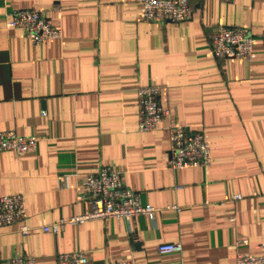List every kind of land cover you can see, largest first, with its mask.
Returning a JSON list of instances; mask_svg holds the SVG:
<instances>
[{
  "label": "crops",
  "instance_id": "0c3cea01",
  "mask_svg": "<svg viewBox=\"0 0 264 264\" xmlns=\"http://www.w3.org/2000/svg\"><path fill=\"white\" fill-rule=\"evenodd\" d=\"M138 1L0 0V132L38 140L27 154L0 151V196L22 195L32 228L23 236L18 223L0 226V264H56L75 251L87 264H235L264 254V0H189L180 23L143 21ZM19 9L39 11L61 38L36 45L7 29ZM222 26L250 31L251 60L212 54ZM146 86L160 88L169 116L142 132L137 89ZM173 122L204 135L208 166L169 167ZM103 167L154 217L44 231L90 209L77 200L81 182ZM165 243L182 251L158 253Z\"/></svg>",
  "mask_w": 264,
  "mask_h": 264
},
{
  "label": "built area",
  "instance_id": "2783aa9c",
  "mask_svg": "<svg viewBox=\"0 0 264 264\" xmlns=\"http://www.w3.org/2000/svg\"><path fill=\"white\" fill-rule=\"evenodd\" d=\"M234 2L236 0H225ZM142 19L145 22L180 23L190 17L189 0H139ZM7 29L20 28L25 36L36 45L47 40L60 39L61 30L34 9L13 10L6 21ZM264 45V33L262 35ZM212 54L222 59L251 60L252 35L245 27H218L211 37ZM160 88L146 86L137 89L138 130L154 131L160 122L168 118L169 110L159 104ZM169 135V167L172 169L206 167L210 163L209 145L201 132L185 128L173 122L167 127ZM35 136H18L13 131L0 132V151H12L16 154L32 152L37 144ZM85 189L77 200L86 202L90 209L67 221H59L43 228L44 231L57 233L65 223L77 224L95 219H125L136 215H145L152 219L157 211L150 205H143L139 194L129 189L120 173L109 167L100 168L96 174H90L81 182ZM239 199L240 195L234 196ZM172 209L179 211L177 206ZM26 210L22 195L0 196V226L18 223V231L27 236L32 228L25 223ZM181 243H165L157 247L158 253L181 252ZM88 259L81 251L60 253L56 264H87ZM5 264H35L30 256H15ZM113 264H133L131 261ZM235 264H264V254L256 256H238Z\"/></svg>",
  "mask_w": 264,
  "mask_h": 264
}]
</instances>
